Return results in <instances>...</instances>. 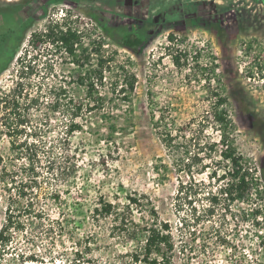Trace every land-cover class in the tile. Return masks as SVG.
<instances>
[{"label": "rangeland", "instance_id": "374dc122", "mask_svg": "<svg viewBox=\"0 0 264 264\" xmlns=\"http://www.w3.org/2000/svg\"><path fill=\"white\" fill-rule=\"evenodd\" d=\"M65 16L82 30L86 46L102 40V53L112 59L97 86L107 100L91 111L87 88L77 82L85 69L64 49L30 42L32 32ZM127 33L145 38L138 52L121 44ZM1 47L0 95L16 84L24 54L38 53L27 78L36 96L26 110L27 126L46 142L45 155L61 154L59 144L65 142L80 169L75 178L55 180L39 166L44 186L68 189L63 193L68 205L51 201L46 209L70 216L73 233L63 244L58 237L39 241L15 234L13 246L40 249L45 259L22 262L15 254H0V264H147L135 254L151 222L169 223L176 244L173 264L257 263L246 216L250 205L220 192L230 163L214 146L220 131L211 92L228 95L224 107L236 124L230 136L264 188V0H0ZM89 50L88 65L95 67L93 44ZM181 51L188 57L179 54L178 64L173 56ZM214 63L218 67L209 82L201 67ZM130 74L135 87L124 85L121 92L118 83ZM71 98L85 105L79 118L83 130L74 134L67 131ZM251 116L262 123L252 125ZM9 146V137L0 134V154L8 157ZM212 193L218 197L214 205ZM101 196L118 211L96 218L93 209ZM131 196L140 204L133 206ZM4 216L0 200V227ZM133 229H139L137 237L131 236Z\"/></svg>", "mask_w": 264, "mask_h": 264}, {"label": "trees", "instance_id": "16d2710c", "mask_svg": "<svg viewBox=\"0 0 264 264\" xmlns=\"http://www.w3.org/2000/svg\"><path fill=\"white\" fill-rule=\"evenodd\" d=\"M59 20L49 24L44 31L32 32L30 42L33 46L37 43L53 44L55 48L64 49L78 66L85 69L83 72L85 74H80L77 82L87 88L88 102L92 104L89 110L102 107L107 96L102 94L97 86L100 82L103 83L105 78L103 70L105 67H109L112 59L105 58L102 53V40L91 39L86 46L83 41L84 33L79 27L72 25L68 16ZM24 36L25 33L20 40ZM168 38L174 39L175 33H170ZM90 44L95 47L98 67H94L92 63L88 65L92 54L89 50ZM121 44L133 52H138L145 45V38L127 33L122 38ZM3 48L1 47L0 51ZM15 48L7 58L8 62L14 57ZM179 54L187 57L188 54L181 51L173 56V60L181 64ZM37 55L38 53H35L34 49L32 53L27 51L24 54L22 59L27 57L26 64L21 66V71L19 69L20 76L16 84L14 87H10L8 92L0 95V134L9 137L11 151L8 157L0 154V200L5 206V216L0 227V254H15L14 256H17L22 262H43L45 257L40 253V249L29 247L28 251L13 246L15 234L20 233L39 241L58 237L63 244V237L68 232H72L70 216L62 214L63 212H60L58 216H53L49 213L48 208L46 209V206L49 205L48 202L51 201L68 205L67 199L63 197L64 192L68 194V189L62 191L59 187L44 186L46 182L40 178L43 167L39 169V166L46 167L47 173L51 174L55 180L59 177L63 180L67 179L69 175L75 178L80 169L79 160L75 155H72L65 142L59 144L61 154L48 153L45 155L46 142L37 139L33 129L27 126L29 119L26 110L36 101V96L31 95L28 90L27 78L34 72ZM214 64L213 67H201V75L209 82L212 81L211 72H215L218 67V63ZM221 80L219 79V82ZM123 81L125 82L118 83L121 85V92L127 90L124 85L130 90L134 89L135 75L130 74L128 77L125 75ZM211 93V98L214 100L212 112L220 131V139L214 143V146L219 147L223 160L230 163V169L226 171L229 176L228 181L221 187L220 192L222 195L226 194L228 200L246 201L250 205L246 216L251 223L249 230L251 239L257 243L256 246L251 245V251L255 256L254 260L257 261L256 264H264V188L261 185L262 181L246 166L234 139L230 136L231 132L236 130V124L224 107L228 101V95L225 91L219 90ZM123 98L130 100V95L125 94ZM71 103L73 104V119L67 124V131L74 134L83 130L84 125L79 118L83 116L85 105L75 98H71ZM43 189L45 192L42 194ZM210 198L212 205L218 202L216 194ZM129 200L132 205L140 204L137 197L131 196ZM117 207L116 203L101 196L93 213L96 218L105 217L117 212ZM209 210L212 212L213 209ZM138 230L135 232L133 229L131 236L137 237ZM144 230L142 236H145V242L140 252L135 254L136 259L147 264H173V252L176 250V244L169 223L151 222L144 227ZM51 256V258L56 257L55 254Z\"/></svg>", "mask_w": 264, "mask_h": 264}, {"label": "flooded vegetation", "instance_id": "af4514ba", "mask_svg": "<svg viewBox=\"0 0 264 264\" xmlns=\"http://www.w3.org/2000/svg\"><path fill=\"white\" fill-rule=\"evenodd\" d=\"M206 16H207V20L208 21L212 20V18L209 15H206ZM251 121H252L251 122L252 125H255L256 123H260V124L262 123V121L261 122L259 120L256 121V119L253 116H251ZM262 126L264 127V123H262ZM262 136H263L262 138L264 140V129H263V132H262ZM260 163H261V167L264 169V148H263V152H262V155H261V158H260Z\"/></svg>", "mask_w": 264, "mask_h": 264}]
</instances>
